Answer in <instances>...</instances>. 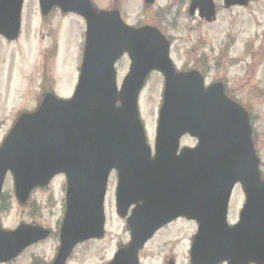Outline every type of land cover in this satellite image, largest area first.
<instances>
[{
	"label": "water",
	"instance_id": "95a60500",
	"mask_svg": "<svg viewBox=\"0 0 264 264\" xmlns=\"http://www.w3.org/2000/svg\"><path fill=\"white\" fill-rule=\"evenodd\" d=\"M24 1L0 0V37L18 39ZM39 1L45 16L58 7L85 19L82 73L71 100L47 95L38 111L21 115L5 138L0 203L9 172L22 204L35 188L64 174L67 212L53 264H66L76 246L104 237L107 183L117 170L118 214L125 217L133 204L136 208L129 219L132 241L111 264H138L139 250L153 234L183 216L199 224L192 264H264V181L249 116L220 85L206 89L200 74L176 73L169 42L156 29L127 27L117 14H98L90 0ZM210 6L213 16L212 1ZM126 52L132 66L119 92L115 64ZM154 71L163 74L165 89L153 158L138 100ZM187 135L199 145L179 155ZM237 184L247 201L239 224L230 227L229 202ZM49 236L36 226L5 231L0 222V263Z\"/></svg>",
	"mask_w": 264,
	"mask_h": 264
},
{
	"label": "rangeland",
	"instance_id": "374dc122",
	"mask_svg": "<svg viewBox=\"0 0 264 264\" xmlns=\"http://www.w3.org/2000/svg\"><path fill=\"white\" fill-rule=\"evenodd\" d=\"M159 1L162 5L167 0ZM237 13L238 11L234 15L224 13L216 24L202 26L197 31L195 30L192 41L189 39L190 30L187 25L190 23L187 22L184 15H181L179 26L169 29L176 40L175 46L179 65L185 63L184 54L189 50L190 44L197 39L196 32L203 36L202 44L215 46L216 49L222 43L221 38H227L230 31L239 35L238 44L249 43L252 37L255 38V33L264 32V19L261 18L260 13H255L252 8L241 10L238 16ZM54 24L59 30L60 54L58 61L52 67V76L57 81V94L67 97L77 81L75 76L79 68L78 59L81 56V41L83 40L82 33L85 31V23L77 18L57 17ZM43 27L44 21L38 0H27L24 7L21 38L13 43L0 39V145L18 115L34 109L42 98L45 80L43 51L50 44V39H43ZM118 71L123 76L126 68L120 67ZM235 74L236 72L231 70L229 78L232 80ZM122 80L119 79V85ZM258 86L264 87V84L258 83ZM163 89V79L158 75H153L146 85L142 99H140L141 119L145 123L151 146H153L156 136ZM260 89L264 88H259L257 97V130L260 136V145L257 151L261 152L264 169V94L261 93ZM194 144L195 142L187 137L182 141L183 146ZM63 183L62 179L54 181V197L50 195L51 191L40 193L37 197L39 205L31 201L29 205L22 206L15 197L13 178L8 175L4 186L5 208L1 214L3 227L16 229L21 223L32 224L35 220L40 222L39 225L57 231L64 210L62 199L65 198V195L60 193ZM243 202L244 195L240 189H237L233 197L229 217L230 223L235 222L238 218V211ZM37 207L43 210L42 218L33 216V210ZM114 209V203L111 199L107 206L110 222L107 223V237L104 241H89V243L86 242L85 245L79 246L68 264H107L112 261L119 245L128 242L129 235L125 232V225L118 219ZM112 218L115 222H112ZM176 229H183V234L186 236L195 234L197 231L195 225H185L183 222L175 224L158 236L150 250L157 249L158 254L162 255L158 249V243H162L165 236L166 238L173 236ZM58 249L59 238L58 233H56L53 238L31 247L8 264H51Z\"/></svg>",
	"mask_w": 264,
	"mask_h": 264
},
{
	"label": "flooded vegetation",
	"instance_id": "af4514ba",
	"mask_svg": "<svg viewBox=\"0 0 264 264\" xmlns=\"http://www.w3.org/2000/svg\"><path fill=\"white\" fill-rule=\"evenodd\" d=\"M213 2L215 5V14L213 16L209 15V9H211L210 2ZM239 1V0H235ZM241 1V0H240ZM243 1V0H242ZM247 4L245 6L234 4L231 6H227L226 0H167L164 4H160L159 0H91L93 8L97 11L98 14L101 13H111L117 14L119 18L122 19L125 25L140 30L146 27L155 28L158 30L161 35L169 42L170 44V57L174 64L177 73H189V72H196L201 75L203 78L204 84L206 88H210L213 85H220L225 95L229 100L234 102L238 105L244 112H246L249 116V121L252 128V138L255 149L257 151L258 146L260 145V136L257 130V122L258 118L256 115L257 109V97H258V90L259 88H264L258 86L264 84V32L255 33V38L251 39L249 43L238 44L237 41L240 38L237 33H233L230 31L228 37L224 39L221 38V44L219 48H215V46L209 44H202L201 39L202 35L197 34V39L190 44L189 50H187L184 56L186 57L185 63L179 65L176 53V40L175 37L171 34L170 28L171 27H178L179 26V18L181 15H184L187 19V22L190 24L188 28L190 30L189 39L193 40V32L202 28V26H211L216 24L221 16L224 13H229L230 15H234L236 11L238 13L241 10H248L252 8V11L255 13H260L262 16L261 18L264 19V0H246ZM237 13V16H238ZM57 17L61 18H77L85 20L83 17L76 15V14H66L61 10H55L47 17H42L44 21L43 27V39L48 40L50 39V44H48L47 48L43 51V58L45 59V63L43 62L44 67V85L42 90V98L40 99L38 105L26 112L33 113L38 110L41 103L43 102L44 98L48 94H54L59 98L68 99L71 98L78 87L79 79L81 76V68L83 63V53L85 48L86 42V32L82 33V48H81V56L78 59L79 68L76 74V84L72 88V91L67 97H64L56 92L57 81L52 76L53 73V66L55 62L58 61L59 52V30L55 27L54 21ZM234 18V17H233ZM86 26V23H85ZM188 41V40H187ZM7 42V41H6ZM259 42V43H258ZM9 43V42H8ZM132 59L129 53H125L116 63V69L118 74V80L124 79L131 68ZM125 67L126 72L122 76L118 69L120 67ZM231 70L236 72L234 78L231 80L229 78V74ZM55 72V70H54ZM153 75H158L160 78L163 79V76L158 73L154 72L150 75L149 79ZM123 81V80H122ZM164 83V79H163ZM261 93L264 94V89H260ZM117 106H120V103H117ZM25 112V111H24ZM187 138L191 139L195 142L194 145L189 147H195L198 144V141L190 136ZM181 147H183L181 143ZM260 152V151H259ZM258 153L261 159V174L262 178L264 179V169H263V160L261 156V152ZM62 179L64 183L60 188V193L65 195V198L62 199V203L64 206L63 215L60 223L58 224V230L51 229L49 227L43 226L46 229L51 231V236L49 239L53 238L56 233H58V238L60 234V228L62 223L64 222L65 214H66V200H67V179L65 175H60L55 177L49 186L46 188H36L32 193L29 201L27 204L22 206H27L30 202L34 201L39 205L38 196L40 193H46L51 191L50 195L54 197V181ZM118 186H119V174L117 170H113L110 173L108 183H107V191L105 196V223L107 227V223H109L108 218V210L107 206L110 204L111 199L114 203V211L118 219L124 223L125 225V232L129 235L128 242H124L123 244L119 245V250L122 248H126L132 240V230L129 225V219L133 216V212L136 208V204H133L127 212L125 217H121L118 214V202H117V195H118ZM237 189H241L240 185H237L234 189L232 197L229 203V210L231 213V207L233 202V197ZM243 193V191H242ZM244 195V193H243ZM114 198V199H113ZM5 201V197L3 199ZM2 201V209H4ZM246 197L244 195V202L242 207L238 211L241 212L243 206L245 205ZM33 204V203H32ZM36 215L37 217H43V210L37 207L33 210V216ZM239 219L230 223V225H236ZM112 222L114 218H112ZM183 222L185 225H195L197 231L195 234L192 235H184L183 229H176L174 235L171 237L164 238L162 243H158V249L160 250L162 255H159L157 249L150 250L154 243L157 241L158 236L168 230L170 227L174 226L175 224ZM35 220H33V226H42L39 225ZM22 224V223H21ZM199 224L196 223L194 220H190L187 217H179L176 220L163 225L158 231H156L153 236L146 242L142 249H140L138 258L139 264H192L191 261V253L194 246L195 236L198 232ZM56 231V232H55ZM107 237V230L105 232V236L101 240H91L92 242H102ZM89 243V242H87ZM86 244V243H85ZM83 244V245H85ZM82 246V245H80ZM79 247V246H78ZM76 248V250L78 249ZM74 251V254L76 252ZM150 250V251H149ZM116 252V253H117ZM73 254V256H74ZM116 255V254H115ZM115 255L107 264H111L115 258ZM72 256V258H73ZM72 258L70 259L69 263L71 262ZM227 264V263H222ZM255 264V263H250Z\"/></svg>",
	"mask_w": 264,
	"mask_h": 264
}]
</instances>
